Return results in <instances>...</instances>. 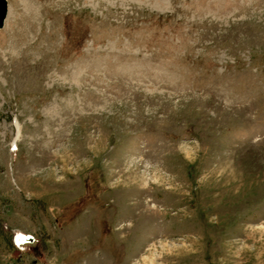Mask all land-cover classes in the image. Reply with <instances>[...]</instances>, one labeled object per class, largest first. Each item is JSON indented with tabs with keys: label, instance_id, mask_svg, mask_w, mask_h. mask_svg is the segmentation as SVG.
<instances>
[{
	"label": "rangeland",
	"instance_id": "rangeland-1",
	"mask_svg": "<svg viewBox=\"0 0 264 264\" xmlns=\"http://www.w3.org/2000/svg\"><path fill=\"white\" fill-rule=\"evenodd\" d=\"M0 264H264V0H7Z\"/></svg>",
	"mask_w": 264,
	"mask_h": 264
},
{
	"label": "water",
	"instance_id": "water-1",
	"mask_svg": "<svg viewBox=\"0 0 264 264\" xmlns=\"http://www.w3.org/2000/svg\"><path fill=\"white\" fill-rule=\"evenodd\" d=\"M9 14V3L7 0H0V31L4 28Z\"/></svg>",
	"mask_w": 264,
	"mask_h": 264
}]
</instances>
